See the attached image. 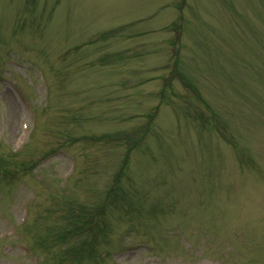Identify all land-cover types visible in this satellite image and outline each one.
<instances>
[{
    "label": "rangeland",
    "instance_id": "obj_1",
    "mask_svg": "<svg viewBox=\"0 0 264 264\" xmlns=\"http://www.w3.org/2000/svg\"><path fill=\"white\" fill-rule=\"evenodd\" d=\"M0 141V264H264V0H0Z\"/></svg>",
    "mask_w": 264,
    "mask_h": 264
}]
</instances>
